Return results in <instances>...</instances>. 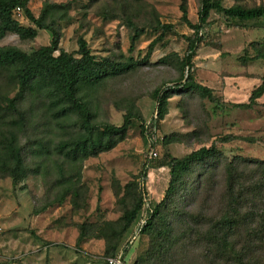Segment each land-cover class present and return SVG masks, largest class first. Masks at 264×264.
<instances>
[{"label": "rangeland", "instance_id": "rangeland-1", "mask_svg": "<svg viewBox=\"0 0 264 264\" xmlns=\"http://www.w3.org/2000/svg\"><path fill=\"white\" fill-rule=\"evenodd\" d=\"M218 1L225 8L264 4V0ZM46 2L66 7L65 20L58 23L61 50L76 53L77 39L82 37L99 59L139 63L133 71L107 81L94 95L97 122L121 126L130 102L142 119L133 123L112 150L75 167L78 177L72 181L79 188L76 199L64 197L66 187L58 183V166L73 172L56 151V145L75 132V117L56 119L43 99L29 96L21 104L26 116L23 125H13L15 117H3L4 110H0V131L15 129L29 174L16 184L8 177L0 179V264H12L16 257L19 264H38L40 254L44 255L41 262L48 264H56L62 256L72 264H106L105 241L90 238L78 244L79 226L94 231L104 223L118 221L123 211L119 199L133 190L131 185L141 193L143 209L120 239L114 255H121L125 264H137L149 246L139 224L152 212L146 202V174L150 170L167 157L181 159L213 144L223 163L236 156L264 160V95L251 109L233 107L248 102L264 74V61L253 59L264 46V18L238 24L211 12L197 34L191 72L195 82L213 92L219 107L197 94H174L168 99L167 115L157 121L151 95L155 89L181 81L180 63L187 53V40L195 38L187 23H198L201 0H28L27 7L38 17ZM182 4L187 22L182 18ZM12 17L21 26L34 28L23 11ZM132 28L142 31L133 44ZM50 40L45 30H37L33 40L7 33L0 39V47L30 54L48 46ZM16 92L12 75L0 72V105L3 107L5 99H12ZM169 136L178 142L163 145V137ZM225 136L235 139L220 143ZM150 146L157 154L154 160H148ZM219 172L221 180L224 172ZM195 176L196 171L192 178ZM13 241L25 242V255L12 253Z\"/></svg>", "mask_w": 264, "mask_h": 264}, {"label": "trees", "instance_id": "trees-1", "mask_svg": "<svg viewBox=\"0 0 264 264\" xmlns=\"http://www.w3.org/2000/svg\"><path fill=\"white\" fill-rule=\"evenodd\" d=\"M131 1L143 3L145 0ZM27 4L28 0H0V39L12 33L22 40H33L37 30H45L50 33L51 40L48 46L30 54L15 47H0V72L12 75L17 89L12 99H5L4 106L0 105V110H4L3 117H15L13 125L16 122L23 125L26 116L21 104L29 96L43 99L56 119L75 117V132L61 140L56 151L68 163L69 172H73L69 174L64 167H57L58 183L66 187L64 197L72 195L77 199L79 188L72 181L78 177L75 167L112 150L125 138L133 123L142 119L135 104L130 102L121 126L98 123L93 109L94 95L107 81L133 71L139 63L99 59L91 53L82 37L77 39L76 53L61 50L58 23L65 20L66 7L46 2L35 17ZM16 8L24 12L34 28L21 26L13 19ZM181 11L187 22L184 4ZM211 12L243 24L263 19L264 4L251 8L236 4L225 8L218 0H201L198 23H187L195 38L187 40V53L180 63L181 81L172 87L155 89L151 95L157 121L167 115L168 99L174 94H197L214 103V108L219 107L213 92L195 82L191 72L199 42L197 34ZM132 29L131 44L142 34L137 28ZM253 59L264 61V46L256 51ZM263 95L264 74L259 85L252 89L248 102L233 107L251 109ZM14 130L7 127L5 132L0 131V179L8 177L16 184L29 174ZM175 136L163 137L162 144L178 142ZM234 139L225 136L219 141L224 144ZM221 157L213 144L181 159L167 157L154 167L167 168L169 181L162 199L151 209L140 231L148 237L149 246L137 264H264V160L236 156L223 163ZM220 170L224 172L221 180ZM195 171L196 176L192 178ZM131 187L133 190L126 191L119 199L123 211L118 221L104 223L94 231L86 225L79 226L78 244L90 238L105 241V261L115 256L120 239L143 209L141 193L136 186Z\"/></svg>", "mask_w": 264, "mask_h": 264}, {"label": "crops", "instance_id": "crops-1", "mask_svg": "<svg viewBox=\"0 0 264 264\" xmlns=\"http://www.w3.org/2000/svg\"><path fill=\"white\" fill-rule=\"evenodd\" d=\"M146 179H148V186L146 184V202L148 205V208L151 210L163 197L164 192L167 188L168 181H169V170L165 167L162 168H154L150 170L149 173L146 174ZM147 182V180H146ZM150 199L153 200V202H150ZM25 242H18V241H13L12 246L10 247V250L14 254V252L19 253L20 255H25L27 252L25 249ZM43 254H40L38 260V264H48L46 260L44 262H41L43 259ZM16 257V256H14ZM18 257L12 260V264H19L18 260H16ZM21 259V258H20ZM27 260V258L25 259ZM56 264H72L71 260L69 262H66L65 258L58 257L56 259ZM53 264V263H49Z\"/></svg>", "mask_w": 264, "mask_h": 264}, {"label": "built area", "instance_id": "built-area-1", "mask_svg": "<svg viewBox=\"0 0 264 264\" xmlns=\"http://www.w3.org/2000/svg\"><path fill=\"white\" fill-rule=\"evenodd\" d=\"M21 13H22L21 9L20 8H16L14 10L13 15L14 16H16V15L17 16H20ZM149 148L152 149L151 146ZM155 158H157L156 152L149 151V153H148V160H154ZM149 212H150V209H149ZM144 224H145V220H141L140 221V224H139L140 225L139 231L141 230V228H142V226ZM106 262H107V264H125L124 259L122 258L121 255H116V256H114L112 258H108V259H106Z\"/></svg>", "mask_w": 264, "mask_h": 264}]
</instances>
